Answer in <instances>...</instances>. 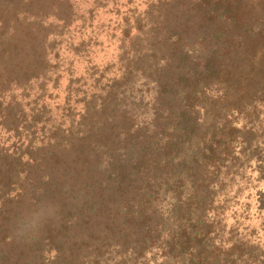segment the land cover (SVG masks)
<instances>
[{
    "label": "trees",
    "instance_id": "16d2710c",
    "mask_svg": "<svg viewBox=\"0 0 264 264\" xmlns=\"http://www.w3.org/2000/svg\"><path fill=\"white\" fill-rule=\"evenodd\" d=\"M96 2L120 15L117 62L0 135V264H264L230 220L264 175V0ZM40 9L0 28L4 98L17 70L64 76L41 71Z\"/></svg>",
    "mask_w": 264,
    "mask_h": 264
},
{
    "label": "rangeland",
    "instance_id": "374dc122",
    "mask_svg": "<svg viewBox=\"0 0 264 264\" xmlns=\"http://www.w3.org/2000/svg\"><path fill=\"white\" fill-rule=\"evenodd\" d=\"M96 1L0 0V28L3 27L2 24L5 25V22L7 24L15 22L16 17L13 14L16 13L18 16L16 21L22 20L13 31H16L18 35L22 34V25L26 24L25 20L27 17L35 14L39 6L41 7L40 10L44 13V15L39 13V15L44 16L42 18L43 23L42 20L40 21L41 29L37 30V26H33L40 33L39 37L42 38H38L41 48L44 47L48 53V62L46 64L48 67L46 65L44 68L41 67V71L47 68L50 73H55L56 75L66 70L58 88L55 87L54 79L50 85H46L42 83V80H37L35 76H30V79L25 70L15 71L9 84V90L14 96L4 98L0 94L1 109L5 111L6 103L13 98L10 108H7L10 111V117L8 118V123H5L6 126L1 124L2 119L0 118V135H16V132H10L7 127L12 119L20 123L18 134L24 133L25 129L22 126L33 118L34 108L37 105L45 101L50 106L55 107L65 98L69 80H72L71 76H74L73 79L86 77L97 66L104 68L117 62L120 46L118 30L120 15L116 13L117 7L112 5V3L108 6H103L104 3H97ZM135 3H138V0H132L130 4L136 6ZM121 10H125V7H121ZM67 15H70L67 23L60 20V17L67 18ZM60 31H62V34L58 35L60 36L59 38H56L57 35L54 34ZM31 32H33L31 35L34 36L35 31L32 30ZM55 40H57L56 43L54 42ZM116 67L112 66L111 70H115ZM25 76H28L30 81L26 80ZM40 84H44L47 88V91L43 92L45 94L44 100L41 96L36 95L27 97V90L23 92L21 89L27 86L28 89H32L31 92L34 94L40 91ZM12 88L18 91L16 92ZM4 139L5 137L0 138V140ZM255 174H258L261 178L254 181V186L251 188L253 195L248 200L246 198L242 199L244 201L243 209L250 210V214L245 211L242 217H233L230 220L231 222L237 220V226L239 223L246 226L250 224L256 229V232L260 231V234L264 235V175H259L257 170ZM259 206L262 208L260 209ZM235 209L236 206L234 207ZM239 212L241 211H238L237 214Z\"/></svg>",
    "mask_w": 264,
    "mask_h": 264
}]
</instances>
